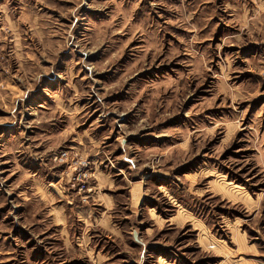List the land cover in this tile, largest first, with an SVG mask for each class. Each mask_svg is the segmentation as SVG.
Returning a JSON list of instances; mask_svg holds the SVG:
<instances>
[{
    "label": "rangeland",
    "instance_id": "1",
    "mask_svg": "<svg viewBox=\"0 0 264 264\" xmlns=\"http://www.w3.org/2000/svg\"><path fill=\"white\" fill-rule=\"evenodd\" d=\"M0 264H264V0H0Z\"/></svg>",
    "mask_w": 264,
    "mask_h": 264
}]
</instances>
